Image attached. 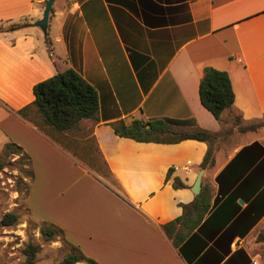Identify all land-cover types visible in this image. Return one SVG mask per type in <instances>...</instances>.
I'll list each match as a JSON object with an SVG mask.
<instances>
[{"label": "crops", "instance_id": "crops-1", "mask_svg": "<svg viewBox=\"0 0 264 264\" xmlns=\"http://www.w3.org/2000/svg\"><path fill=\"white\" fill-rule=\"evenodd\" d=\"M45 2L0 0V57L6 54L21 64L32 85L68 68L77 71L98 94V119H83L76 129L58 132L44 125L35 110L31 120L21 116L19 131L4 128L30 159L34 181L25 196L30 214L42 215L38 205L47 209L43 218L57 223L67 243L99 264H112L107 259L119 255L135 257V264H264V241L257 240L264 232V214L246 232L247 223L238 219L264 183L239 189L240 196L229 203L239 210L225 221L228 207L222 206L229 194L220 192L225 179L217 181L243 147L259 142L264 149V138L246 139L258 130L239 132L232 122L234 115L241 116L243 125L264 120V0H55L44 34L33 24L42 18ZM20 20L15 22L20 26L9 28V22ZM205 67L225 71L234 93L231 108L219 120L199 99ZM33 99L14 108L1 104L16 113L30 107ZM135 119L170 120L175 130L229 132L214 144L213 162L201 182V189L202 184L210 188L212 203L221 197L212 209L217 212L208 213L179 247L162 225L179 217L181 204L196 196L191 187L209 144L192 139L140 142L117 136L110 125ZM89 144L102 165L89 164L95 172L87 171L103 179V201H92L84 190L61 180L41 182L38 164L47 147L57 148L52 147L60 157L71 149L90 159ZM170 168L173 172L165 180ZM174 177L186 187L173 188ZM47 186L58 189L56 206L46 199L35 202L34 190L38 187L45 197ZM256 206L251 215L264 207V193ZM10 236L2 235L0 252L5 248L7 263L19 264L21 257L10 260L18 248L4 241ZM96 253L105 260H98Z\"/></svg>", "mask_w": 264, "mask_h": 264}, {"label": "trees", "instance_id": "trees-1", "mask_svg": "<svg viewBox=\"0 0 264 264\" xmlns=\"http://www.w3.org/2000/svg\"><path fill=\"white\" fill-rule=\"evenodd\" d=\"M46 3V2H45ZM19 24L11 25L10 29H15ZM34 99L30 106H33L36 112L42 118L44 125L52 127L58 132L72 131L78 127L83 119H98V94L95 88L90 85L77 71L68 68L62 72H57L51 77L37 82L32 89ZM198 94L201 104L216 118L220 119L223 111L230 109L234 102V93L232 90L230 78L225 71L217 70L212 67H205L199 81ZM29 106L18 110V113L25 117ZM172 121L166 119H156L144 122L142 120H133L130 124L124 120H118L111 123L115 134L119 137H127L140 142H158V143H177L182 140L192 139L203 141L209 144V148L203 157L200 168L205 169L213 162L214 144L226 136L229 132L214 134L200 128L194 130H175L171 127ZM232 122L239 132L257 131L264 128V122L241 125V116L234 115ZM148 126V127H146ZM5 155L21 154L25 156L30 164L28 156L22 151L21 147L14 143H8L4 149ZM264 153L263 147L259 142L243 147L226 165L224 170L217 176V181L224 180L223 194H229L224 199V206L228 207V212H224L225 221L236 216L239 207L235 205L229 207V203H235L239 189L245 187H254L264 183V176H259L256 171L264 172ZM5 167V163L0 160V170ZM32 172V171H31ZM173 172L170 168L166 174L165 180H168ZM241 180V181H240ZM239 184L236 190L230 192V189ZM223 185V184H222ZM172 186L175 189L184 188L186 185L178 178L174 177ZM258 188V187H257ZM259 195L248 204V207L238 215V219L245 221V231L249 230L258 219L264 214V207L260 212L251 215V211L257 209V202L264 193V189ZM255 190L250 192L253 196ZM238 196H240L238 194ZM260 197V198H259ZM246 200L245 197H241ZM248 198V197H246ZM221 197H218L212 203L210 188L202 184V189L198 195L188 204H181L182 214L176 219L162 225L165 234L172 240L175 246L185 242L190 235L202 224L206 215L215 208ZM217 212L213 210L211 213ZM18 221V215L13 212H7L1 216L0 225L4 227L13 226ZM247 221V222H246ZM40 233L45 241H51L58 234L63 235L61 228L55 225L40 227ZM258 241H264V232H261L257 238ZM72 252L67 254L60 264H76L87 262L97 264L92 259L86 257L82 251L71 246ZM40 251V245L28 243L22 250L24 260L20 264H37L36 255Z\"/></svg>", "mask_w": 264, "mask_h": 264}, {"label": "rangeland", "instance_id": "rangeland-1", "mask_svg": "<svg viewBox=\"0 0 264 264\" xmlns=\"http://www.w3.org/2000/svg\"><path fill=\"white\" fill-rule=\"evenodd\" d=\"M23 22L21 21H11L8 24L15 25L17 23ZM21 64L12 62L6 56L0 57V121L3 122L0 124V160L5 163V167L0 170V219L1 216L7 212H13L18 215V221L15 225L4 227L0 225V239L3 234H11L9 240L13 244H18L16 257H10V260H14L16 258H22L24 260V256L22 254L23 248L28 243L40 245V251L36 255L37 264H60V261L69 253L72 252L71 245L66 242L65 234L63 231V235L58 234L51 241H45L44 237L40 233V227H48V225H55L58 228L57 223H52L48 219L43 218V216L47 215V209L42 208L38 205L37 210L42 215L38 214V217L35 218L28 211L25 204V196L27 194V190L29 185L33 183L34 178L32 175V168L25 156L21 154L15 155H5L4 149L5 145L8 143H12L8 133L19 131L18 126H20L21 115L18 116L16 113H11L7 110L6 107L2 106L1 101H3L7 107H17L22 102H26L33 96L32 92V79H28L29 77L24 76V71L21 69ZM45 80L49 77H42ZM41 80V81H42ZM29 106V105H26ZM5 112H9V115ZM35 112V108L30 106L27 110V114L25 116L26 119L31 120L30 115ZM6 116V118H4ZM264 122L255 121L251 123ZM249 123V124H251ZM241 125L242 119L240 122ZM248 125V124H247ZM15 127V128H14ZM5 128V129H4ZM16 129V130H15ZM50 134V133H48ZM50 136H52L50 134ZM252 136L253 138L262 139L264 138V128L259 129L255 133L249 134L248 137ZM251 137V138H252ZM26 139V137H25ZM15 144V143H14ZM17 145V144H15ZM53 147V146H52ZM47 147L45 154L41 156L38 164L41 168V182L43 179L49 184L58 183V180H61L64 185L76 186L81 190H84L87 194L90 195L92 201H103V194L100 192L103 190L100 188L103 186V179L98 177L95 173L87 171V168H90V165H97L98 168L101 167V160L95 154V149L92 144H89L90 150V159H88L87 154H80L78 151H74L68 149V153L62 152V157L58 155L57 148ZM61 153V152H60ZM26 154V153H25ZM29 158V157H28ZM30 160V159H29ZM90 164V165H89ZM93 170V169H91ZM94 171V170H93ZM95 172V171H94ZM103 176V174H101ZM106 180H109L108 176L102 177ZM209 177H206V180ZM41 187V186H40ZM96 187V188H95ZM95 188V190H93ZM47 193H45V197L40 193L38 187L34 190L35 202L40 199H46L50 205L58 202V189H54L51 186H47ZM88 195V196H89ZM49 209L54 212V210L49 207ZM49 212V210H48ZM1 241V240H0ZM6 250L5 248L0 252V264H9L7 263V255L3 253ZM7 251V250H6ZM6 257H3V255ZM86 256V255H85ZM88 257V256H86ZM95 257L98 260H105V257L96 253ZM113 259L110 260L112 264H135L136 258L128 257V256H110ZM166 257V256H164ZM94 261L93 258L88 257ZM165 259V258H164ZM106 260V262H107ZM21 261V262H22ZM20 262V263H21ZM95 262L99 264L96 260ZM166 263H169L165 261ZM19 263V264H20ZM12 264V262H10ZM76 264H90L87 262H79Z\"/></svg>", "mask_w": 264, "mask_h": 264}, {"label": "water", "instance_id": "water-1", "mask_svg": "<svg viewBox=\"0 0 264 264\" xmlns=\"http://www.w3.org/2000/svg\"><path fill=\"white\" fill-rule=\"evenodd\" d=\"M54 1L55 0H46L45 6L43 9L42 18L33 24L34 26L39 27L44 34H46L47 32L48 17H49V13L51 11ZM203 173H204V169H200L191 187V191L194 195L199 194L201 190V182H202Z\"/></svg>", "mask_w": 264, "mask_h": 264}]
</instances>
